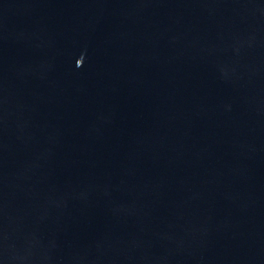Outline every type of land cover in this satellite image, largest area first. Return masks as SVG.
Returning a JSON list of instances; mask_svg holds the SVG:
<instances>
[{"label": "water", "instance_id": "95a60500", "mask_svg": "<svg viewBox=\"0 0 264 264\" xmlns=\"http://www.w3.org/2000/svg\"><path fill=\"white\" fill-rule=\"evenodd\" d=\"M0 264H264V0H0Z\"/></svg>", "mask_w": 264, "mask_h": 264}]
</instances>
